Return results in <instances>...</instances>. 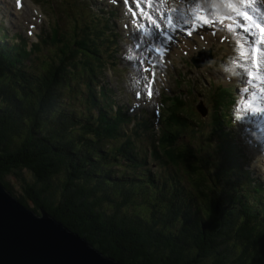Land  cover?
I'll return each instance as SVG.
<instances>
[{
    "label": "trees",
    "instance_id": "1",
    "mask_svg": "<svg viewBox=\"0 0 264 264\" xmlns=\"http://www.w3.org/2000/svg\"><path fill=\"white\" fill-rule=\"evenodd\" d=\"M61 61L37 77L0 53V181L11 194L122 262L264 264V221L227 176H201L198 197L180 176H112L98 155L110 134L89 99L75 111L64 98L71 72Z\"/></svg>",
    "mask_w": 264,
    "mask_h": 264
},
{
    "label": "water",
    "instance_id": "2",
    "mask_svg": "<svg viewBox=\"0 0 264 264\" xmlns=\"http://www.w3.org/2000/svg\"><path fill=\"white\" fill-rule=\"evenodd\" d=\"M0 264H131L104 255L45 209L21 203L0 181Z\"/></svg>",
    "mask_w": 264,
    "mask_h": 264
},
{
    "label": "bare ground",
    "instance_id": "3",
    "mask_svg": "<svg viewBox=\"0 0 264 264\" xmlns=\"http://www.w3.org/2000/svg\"><path fill=\"white\" fill-rule=\"evenodd\" d=\"M13 9H14V6H13ZM187 9H189V6L187 7ZM189 13H190V10H188V14ZM175 15H176V12H175ZM161 25L163 27L165 26L163 24V21L159 20V24L154 26V27H150L149 30L155 31V30L161 29ZM154 35H155V41L157 43L159 41V39L155 33H154ZM221 38H223L224 40L232 39V40L239 42L240 44H245V50L243 52H244V55L246 57L239 64V67L245 73L241 76V78L243 80V94H244V97L246 98V102H250V104L255 103V106L259 107L261 102L264 103V59L262 61H259V59H260L259 58L256 63L251 61V52L248 49L247 39H245V38L240 39L235 34V30H234L232 25H231L229 30L224 31V32L219 33V34H216V36L214 38L209 37V35H205V38L201 40L202 41L201 43L203 44V47H204V46L210 45L211 43H213V41L219 43L218 40H220ZM254 40H255V38L252 41H254ZM195 44L196 43L194 41L192 43L190 41H186L185 43L181 44L180 49L184 50V49L189 48V51L192 52L194 50V46L192 49V45H195ZM261 46H264V43ZM180 49L173 51L172 55L175 52H179ZM263 55H264V51H263ZM247 89H249L251 92L249 94V96H247V92H248ZM247 98H248V100H247ZM249 109H251V108H249ZM262 126H263V132H264V122H262ZM256 137L257 138L254 139L255 142L264 144V135H261V136L256 135ZM258 138H261V140H258ZM253 148L255 149L254 146H253Z\"/></svg>",
    "mask_w": 264,
    "mask_h": 264
},
{
    "label": "rangeland",
    "instance_id": "4",
    "mask_svg": "<svg viewBox=\"0 0 264 264\" xmlns=\"http://www.w3.org/2000/svg\"><path fill=\"white\" fill-rule=\"evenodd\" d=\"M12 9H13V7H12ZM14 10V9H13ZM15 11V10H14ZM30 13H32V11L30 10V8L29 7H27L25 10H24V14L22 15V18L23 17H28V14H30ZM13 18H14V20L16 21V14L14 13L13 14ZM14 23H16V22H14ZM145 37H147V36H145ZM202 42V41H201ZM207 66V65H206ZM205 66V67H206ZM201 78V80H204L203 78H202V76L200 77ZM118 86H126L125 85V83H124V81H122V80H119V83H118ZM127 87V86H126ZM248 90V92H247V96H249V94L251 93L250 92V90L249 89H247ZM247 100H248V98H247ZM255 141V140H254ZM10 180H13L12 178H10Z\"/></svg>",
    "mask_w": 264,
    "mask_h": 264
},
{
    "label": "clouds",
    "instance_id": "5",
    "mask_svg": "<svg viewBox=\"0 0 264 264\" xmlns=\"http://www.w3.org/2000/svg\"><path fill=\"white\" fill-rule=\"evenodd\" d=\"M233 66L231 64H228L227 66H225L224 71L228 72V73H232L233 72Z\"/></svg>",
    "mask_w": 264,
    "mask_h": 264
},
{
    "label": "snow or ice",
    "instance_id": "6",
    "mask_svg": "<svg viewBox=\"0 0 264 264\" xmlns=\"http://www.w3.org/2000/svg\"><path fill=\"white\" fill-rule=\"evenodd\" d=\"M170 39V38H169ZM150 51H151V49H149ZM152 93L151 92H149V95H151Z\"/></svg>",
    "mask_w": 264,
    "mask_h": 264
}]
</instances>
